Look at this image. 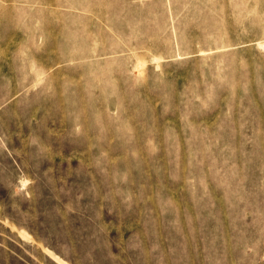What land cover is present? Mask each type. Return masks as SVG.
Instances as JSON below:
<instances>
[{"label":"rangeland","instance_id":"1","mask_svg":"<svg viewBox=\"0 0 264 264\" xmlns=\"http://www.w3.org/2000/svg\"><path fill=\"white\" fill-rule=\"evenodd\" d=\"M0 264H264V0H0Z\"/></svg>","mask_w":264,"mask_h":264}]
</instances>
